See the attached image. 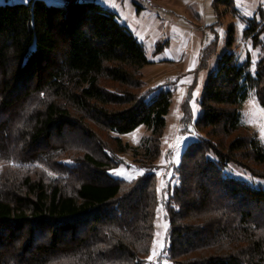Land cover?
I'll list each match as a JSON object with an SVG mask.
<instances>
[{
    "label": "trees",
    "instance_id": "trees-1",
    "mask_svg": "<svg viewBox=\"0 0 264 264\" xmlns=\"http://www.w3.org/2000/svg\"><path fill=\"white\" fill-rule=\"evenodd\" d=\"M263 33L262 21L247 22L244 38L262 48L252 71L250 57L238 59L230 24L196 120L184 106V131L192 125L195 137L180 151L178 182L163 191L162 254L174 264H264V187L226 171L234 164L264 180V143L241 121L251 89L264 108ZM149 63L143 44L95 0L0 3V264H147L173 95L165 85L146 87ZM141 125L151 131L143 174L113 175L130 148L121 135ZM72 131L93 145L61 158ZM9 161L28 167L25 175ZM40 165L57 176L31 175Z\"/></svg>",
    "mask_w": 264,
    "mask_h": 264
},
{
    "label": "rangeland",
    "instance_id": "rangeland-1",
    "mask_svg": "<svg viewBox=\"0 0 264 264\" xmlns=\"http://www.w3.org/2000/svg\"><path fill=\"white\" fill-rule=\"evenodd\" d=\"M31 0H0V3H28ZM47 3L62 5L64 0H45ZM106 9L117 14L119 21L124 24L133 35L143 44L150 61L143 69L146 87L165 85L173 90L172 103L167 115L166 127L162 135L161 156L157 161V189L160 203L155 214V233L149 256L155 247L160 252L159 243L166 246V231L168 222L164 212V193L168 183L178 182L176 166L181 149L195 137L192 125L188 131L182 124V114L186 103L189 104L193 119L196 120L201 112L199 98L209 72L216 67L218 58L226 50L228 29L230 24L235 26L234 50L240 62L251 58L252 71L262 54L260 46L255 47L251 39L244 38L247 22L255 19L264 23V0H232L228 6L215 0H95ZM138 2L141 9H138ZM232 10L238 11L234 14ZM237 13V12H236ZM264 38V33L262 34ZM160 46V49L158 48ZM208 47L213 50L206 66H202L201 59ZM189 81V82H185ZM242 124L255 133L264 143V108L260 105L255 89L242 107ZM99 136L111 142L106 131L96 128ZM151 131L141 125L136 130L121 135L124 142L130 146L120 158L122 165L111 170H122L132 179L141 173L140 159L144 155V142ZM66 150L59 155L61 158L72 155H81L83 146H92L93 142L86 141L82 133L70 132L66 135ZM65 141V139H64ZM62 143V142H61ZM136 149V151H135ZM3 164L0 162V170ZM7 166L17 168L12 161ZM28 167L17 168L14 172L24 176ZM39 170H30L33 176H44L48 181L49 175L56 177L58 170L47 169L40 165ZM54 169V170H53ZM227 173L241 178L253 179L256 185L264 187V180L253 177L243 168L230 164ZM116 176V175H115ZM127 179L125 177L117 176ZM50 178V179H49ZM128 179V180H132ZM157 233L160 235L157 236ZM165 248V247H164ZM164 251V249H163ZM147 264H174L163 254L155 261Z\"/></svg>",
    "mask_w": 264,
    "mask_h": 264
},
{
    "label": "snow or ice",
    "instance_id": "snow-or-ice-1",
    "mask_svg": "<svg viewBox=\"0 0 264 264\" xmlns=\"http://www.w3.org/2000/svg\"><path fill=\"white\" fill-rule=\"evenodd\" d=\"M185 82H189V81H185ZM140 171L141 174H143V171L144 170H138ZM113 175H116V176H121V177H125L127 179H132V177H129L126 175V173L122 170H113L112 172ZM160 234L157 233V236H159ZM165 245L163 244V242H160L159 243V248H160V252H157L156 251V248L154 247L153 250H152V255L148 257V260L149 261H155L156 257L160 256L163 252V249H164Z\"/></svg>",
    "mask_w": 264,
    "mask_h": 264
}]
</instances>
